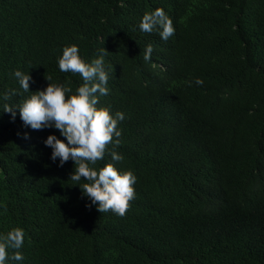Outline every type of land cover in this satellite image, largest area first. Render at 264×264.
I'll return each mask as SVG.
<instances>
[{"label": "trees", "instance_id": "trees-1", "mask_svg": "<svg viewBox=\"0 0 264 264\" xmlns=\"http://www.w3.org/2000/svg\"><path fill=\"white\" fill-rule=\"evenodd\" d=\"M157 8L167 41L139 28ZM73 44L87 63L108 52L96 107L124 114L123 161L95 167L136 176L123 217L91 205L71 160H51L58 130L3 112L31 94L17 70L31 92L50 75L75 93L81 76L57 63ZM13 228L23 260L6 264H264V0H0V235Z\"/></svg>", "mask_w": 264, "mask_h": 264}, {"label": "clouds", "instance_id": "clouds-1", "mask_svg": "<svg viewBox=\"0 0 264 264\" xmlns=\"http://www.w3.org/2000/svg\"><path fill=\"white\" fill-rule=\"evenodd\" d=\"M139 28L149 34L158 32L164 41L175 34L172 20L161 8L145 12ZM152 51L153 48L149 44L144 52L146 62L151 59ZM107 54L103 48L99 58L87 63L79 55L77 45L65 46L62 49V55L57 59L59 70L79 74L83 80L82 85L75 89V93L67 85L51 83L50 75L45 76L49 83L44 90L31 92L30 82L34 83L32 77L22 71H15L14 77L20 87L24 92L31 94L14 107L4 104L3 112L11 114L14 121L18 110L23 125L32 130H58L64 140L49 135L44 141L45 146L52 149L51 160L55 162L59 159L60 167L71 160L74 163V171L70 180L77 184H80L82 179L85 181L79 187L82 194L91 201V205H95L100 213L112 211L123 217L130 208V201L135 199L133 185L136 183V176L132 171L121 172L115 167V163H106L101 168L95 167L98 161L104 160L106 153L111 156L113 162L123 161V156L115 149L121 143L118 123L124 120V114L117 112L113 117L109 109L96 107L97 94H109V74L104 67V56ZM195 83L202 86L203 81L196 79ZM12 95H16L15 90H12L11 94L6 93L3 99L9 100ZM24 138H29L27 133ZM109 145H113L110 151ZM24 236L21 228H13L7 234L0 235V264H6L8 260H23L18 250L23 246ZM9 248L16 250L11 256L7 251Z\"/></svg>", "mask_w": 264, "mask_h": 264}]
</instances>
